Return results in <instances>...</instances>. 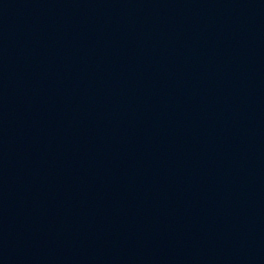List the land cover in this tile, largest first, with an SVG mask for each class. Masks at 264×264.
I'll return each mask as SVG.
<instances>
[{
    "label": "water",
    "instance_id": "obj_1",
    "mask_svg": "<svg viewBox=\"0 0 264 264\" xmlns=\"http://www.w3.org/2000/svg\"><path fill=\"white\" fill-rule=\"evenodd\" d=\"M0 264H264V0H0Z\"/></svg>",
    "mask_w": 264,
    "mask_h": 264
}]
</instances>
